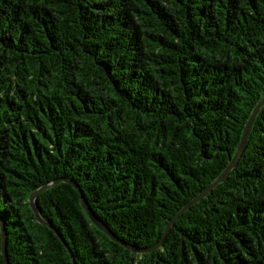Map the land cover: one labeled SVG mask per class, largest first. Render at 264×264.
I'll return each mask as SVG.
<instances>
[{
    "label": "trees",
    "instance_id": "16d2710c",
    "mask_svg": "<svg viewBox=\"0 0 264 264\" xmlns=\"http://www.w3.org/2000/svg\"><path fill=\"white\" fill-rule=\"evenodd\" d=\"M264 0H0L9 264H264ZM62 240H61V238ZM0 264L1 253L0 230Z\"/></svg>",
    "mask_w": 264,
    "mask_h": 264
},
{
    "label": "water",
    "instance_id": "95a60500",
    "mask_svg": "<svg viewBox=\"0 0 264 264\" xmlns=\"http://www.w3.org/2000/svg\"><path fill=\"white\" fill-rule=\"evenodd\" d=\"M264 105V94L262 95V97L258 100V102L256 103V105L253 107L245 125L244 128L242 130L237 148L235 150V153L233 154V156L230 158L228 164L226 165V167L224 168V170L219 174V176L213 180L203 191H201L197 196H195L193 199H191L187 204H185L181 210H179L168 222V224L166 225L163 235L161 237V239L159 240V242L154 245L152 248L150 249H139V248H134V247H130L127 244L123 243L122 241H120L106 226L104 223H102V221L93 213V211L90 209V207L88 206V203L86 202L81 190L78 188V186L71 180L67 179V178H58L55 179L51 182L45 183L43 185H41L38 189L34 190L30 196H29V204L30 207L36 217V220L41 223L44 224L48 227H50L51 229L54 230V228L42 217L41 213L39 212V209L37 207V203H36V198L37 196L46 188L53 186L54 184H56L57 182L60 181H66L69 182L70 184H72L79 192V196H80V202L82 207L84 208L85 212L87 213L88 217L90 218V220L101 230L103 231L108 237L111 238V240H114L120 244H122L123 246L129 248L132 251H147V250H151L153 248H156L160 245V243L162 242V240L164 239V237L166 236V234L168 233L169 229L171 228V226L173 225V223L175 222V220L182 214V212L184 210H186L188 207H190L193 203L197 202L198 200L202 199L204 196H206L218 183H220L221 181L224 180V178L230 173V171L232 170V168L237 164L240 156L242 155L245 146H246V142L252 127V124L255 120V117L257 115V113L259 112L260 108ZM0 230H1V253H2V258H3V264H9L8 261V256H7V237H6V230L5 227L3 225V223L0 221ZM55 232V230H54ZM61 238V237H60ZM62 240V238H61ZM63 241V240H62ZM69 256L71 258L72 264H76L73 254L70 250V248L68 247V245L63 241Z\"/></svg>",
    "mask_w": 264,
    "mask_h": 264
}]
</instances>
